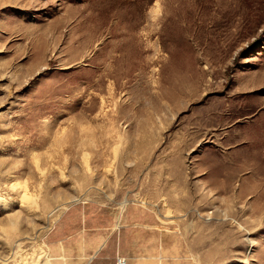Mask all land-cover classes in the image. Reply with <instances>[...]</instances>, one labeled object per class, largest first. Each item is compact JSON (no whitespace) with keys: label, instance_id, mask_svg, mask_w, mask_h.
<instances>
[{"label":"rangeland","instance_id":"1","mask_svg":"<svg viewBox=\"0 0 264 264\" xmlns=\"http://www.w3.org/2000/svg\"><path fill=\"white\" fill-rule=\"evenodd\" d=\"M0 199V264H264V0H0Z\"/></svg>","mask_w":264,"mask_h":264},{"label":"bare ground","instance_id":"2","mask_svg":"<svg viewBox=\"0 0 264 264\" xmlns=\"http://www.w3.org/2000/svg\"><path fill=\"white\" fill-rule=\"evenodd\" d=\"M18 194L20 195V198H23L24 197V190L21 188L20 189V191L18 192ZM28 196V195H27ZM25 197H26V195H25ZM23 200V199H22ZM2 201V199H0V202ZM31 201H32V199H31ZM25 208V207H24ZM9 226H11V227H16V223H13V222H11L10 223V225ZM17 246V245H16ZM49 250V249H48ZM40 253H41V251H39ZM43 252V251H42ZM11 253V252H10ZM39 253V254H40ZM39 254H38V257L37 258H35V257H33V259H32V263L31 264H54L52 261H51V259H50V256H49V258H44V259H42L41 257H39ZM47 254V253H46ZM44 255V254H43ZM66 255V254H65ZM41 256V255H40ZM68 256V255H67ZM35 258V259H34ZM64 261V260H63ZM76 263V262H75Z\"/></svg>","mask_w":264,"mask_h":264},{"label":"built area","instance_id":"3","mask_svg":"<svg viewBox=\"0 0 264 264\" xmlns=\"http://www.w3.org/2000/svg\"><path fill=\"white\" fill-rule=\"evenodd\" d=\"M124 259L125 258L118 259L116 264H124Z\"/></svg>","mask_w":264,"mask_h":264}]
</instances>
